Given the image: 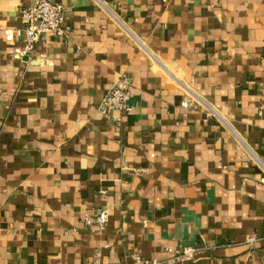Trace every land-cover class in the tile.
Returning <instances> with one entry per match:
<instances>
[{
  "label": "crops",
  "instance_id": "crops-1",
  "mask_svg": "<svg viewBox=\"0 0 264 264\" xmlns=\"http://www.w3.org/2000/svg\"><path fill=\"white\" fill-rule=\"evenodd\" d=\"M58 1L0 0V264H264V0Z\"/></svg>",
  "mask_w": 264,
  "mask_h": 264
},
{
  "label": "built area",
  "instance_id": "built-area-1",
  "mask_svg": "<svg viewBox=\"0 0 264 264\" xmlns=\"http://www.w3.org/2000/svg\"><path fill=\"white\" fill-rule=\"evenodd\" d=\"M24 22L20 32L25 42L24 52L30 53L37 41L44 35L64 36L70 33V26L65 21L64 5L58 0H32L31 4L22 10ZM12 30L6 31V39L13 40ZM133 81L123 75L118 84L111 87L103 97L100 111L107 117L116 119L114 112L130 114L133 111L131 103V87ZM183 104H186L184 102ZM213 112H209L212 115ZM108 221L106 209H98L94 217L86 215L85 225L90 229L104 228ZM191 250H185L183 255H190ZM147 263V262H146Z\"/></svg>",
  "mask_w": 264,
  "mask_h": 264
}]
</instances>
